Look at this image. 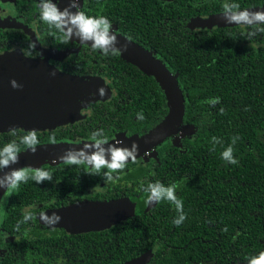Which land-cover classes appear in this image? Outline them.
<instances>
[{
    "label": "trees",
    "instance_id": "16d2710c",
    "mask_svg": "<svg viewBox=\"0 0 264 264\" xmlns=\"http://www.w3.org/2000/svg\"><path fill=\"white\" fill-rule=\"evenodd\" d=\"M198 2L115 0L112 5L109 15L115 18L114 13H118L122 26L142 28L149 24V29L158 30L161 37H156L157 48L184 93V122L192 136L184 137L183 151L172 142L159 146L156 157L160 161H152L157 164L156 176L162 181L157 182L178 185L176 195L183 201L187 218L175 226L172 221L179 213L173 204L161 201L151 213L128 220L127 231L119 235L118 241H112L116 249L112 248L111 258L106 255L91 264L123 263L154 247L155 254L148 264H245V257L256 255L254 251L262 246L264 218L259 212L264 210V34L249 41L243 35L248 30L241 27L194 30L188 25L190 29L186 26L189 19L204 13ZM165 22L167 30L163 28ZM242 38L248 42L247 47ZM144 77L142 81H146ZM157 89L153 96L147 95L154 100L141 109L143 120L124 116L119 122L110 123L131 130L124 141L143 135L163 119L166 96ZM215 97L220 101L213 107L208 101ZM89 125L75 126L72 136L91 133ZM16 132L15 137L9 132L0 133V147L18 141L26 133ZM53 134L56 140L64 136L63 129H57L38 135V139L49 141ZM213 137L221 143L213 144ZM233 137H238L234 145ZM229 145L238 161L235 165L221 159L222 151ZM20 147L22 151L24 146ZM136 163L129 161L127 166ZM29 184H35L34 180L24 186ZM24 186L21 183L18 192L10 194L14 202L4 203L3 208L9 207L2 218H8L12 208L16 211L21 206L15 197L23 193ZM90 237L97 239L94 232ZM5 256L6 250L0 264H4Z\"/></svg>",
    "mask_w": 264,
    "mask_h": 264
},
{
    "label": "flooded vegetation",
    "instance_id": "af4514ba",
    "mask_svg": "<svg viewBox=\"0 0 264 264\" xmlns=\"http://www.w3.org/2000/svg\"><path fill=\"white\" fill-rule=\"evenodd\" d=\"M164 1L168 3L172 0ZM53 2L55 3L56 0H53ZM114 2L115 0H78L80 5L78 10L85 12L89 16L103 15L107 17L112 23V32L143 48L170 70L162 55L163 53L157 48L156 37H161L160 34H157L158 30L149 29V24L142 28L122 26L121 20L117 17L118 13H114L117 15L115 18L109 15L113 12L112 5ZM196 2H198V5L203 6L204 13L192 16L186 26H190L191 21L197 17H208L212 14L223 12L222 5L225 0H196ZM229 2L239 3L242 10L264 6V0H229ZM38 4L39 0H7L5 3L0 0V54L7 52L22 53V51L29 50V44L35 43L36 49L32 50V56L29 58L47 59L49 65L71 75L99 77L104 82L102 87L109 90L111 95L106 99L90 101L87 105L81 107H73L68 112L69 120L54 128L39 129L37 130V135L63 129L64 136L62 139L56 140L57 142L84 144L91 143L90 138L93 131L103 129L110 144H114L116 141L127 142L124 141V138L131 130L129 128L121 129V124L112 126L110 123L113 121L119 122V119H123L124 116H132L136 120L143 106L151 104L154 100L148 99L147 95L153 96L155 94L154 91L158 90L157 87L164 92L162 85L153 74L144 68L145 66L139 60L131 59L123 52L119 56H105L100 50L92 51L90 45H81L77 40H72L68 44L60 43L59 36L61 34L55 29H50L47 24L40 20ZM215 9H219V11H214ZM235 27L245 28V31H249L243 25L193 29L214 30ZM163 28L167 30V22H165ZM148 31H150V34ZM4 33H6L5 38ZM129 37L130 39H128ZM243 41L247 47L246 43L248 42H245L244 39ZM40 53L42 56H40ZM64 53L66 54L63 55ZM58 54L63 56L58 59L55 57ZM111 59L126 62L128 65L119 66L112 64ZM142 76H145L146 81H142ZM165 100L167 112L163 119L169 112L167 97ZM92 118L95 119V122ZM104 118H108L110 121H105ZM163 119L146 133L161 123ZM88 122L92 129L91 133L72 136L75 126L77 127L84 123L88 124ZM16 130L27 132V130L21 128ZM182 130L183 135L180 136ZM188 134L191 135V132H188L183 117V122L176 133L168 136L152 149L137 156L136 158L141 157L142 160L140 162L127 166L122 172L113 173L114 179L112 182H105L101 176L86 174V166L64 165L58 159L55 163L53 160L39 162L37 168H43L52 173L51 182L44 181L37 184L34 181L35 184H29V186H24V183H22L24 186L22 187L23 193L15 197V200L18 198L21 206L19 208L16 207V211L12 208L8 218H2V215L9 207L5 206L3 208L4 203L10 200V194L12 195L15 191L18 192L17 189L19 187L16 190H6L1 199L0 218L2 220L0 221V236L2 237V242H0V258H3L4 250H6L4 264H91L93 261L94 263L98 262L99 258L101 259L102 257L108 256L111 258L113 255L112 248L116 249L112 241H118L119 235L123 231H127L126 224H128V220L151 213L158 204L156 203L146 209L148 204L145 203V200L148 193L144 192L141 187V185L147 187L149 183H155L160 180L156 176L158 166L152 161V159H155L156 162L160 161L156 157L158 147L164 143L172 142V144L177 145L181 149L180 151H183L181 144H183L184 137H191ZM44 143H49V141L40 142V144ZM143 156L146 157L143 158ZM141 166H147L148 168L145 171L139 169ZM26 168L34 169L31 167ZM160 182L162 181L160 180ZM124 198H129L131 202L135 203V217L118 220L114 224L96 231L91 229L72 231L80 228L75 226L55 225L54 227H49L39 219L41 212L47 213L72 204L111 202ZM9 202L14 201L11 199ZM25 210L32 212L36 219L26 224H21L20 230L17 231L15 222L22 220ZM259 213L264 218V210ZM5 221L7 224H4ZM13 223L15 225L10 230L9 227ZM91 232L96 234L97 239L91 240ZM261 243L262 246L254 251L256 255L264 251V239H262ZM6 244H8V248H6ZM16 246H20L19 253H16ZM149 250L153 252L154 256L155 247Z\"/></svg>",
    "mask_w": 264,
    "mask_h": 264
},
{
    "label": "water",
    "instance_id": "95a60500",
    "mask_svg": "<svg viewBox=\"0 0 264 264\" xmlns=\"http://www.w3.org/2000/svg\"><path fill=\"white\" fill-rule=\"evenodd\" d=\"M58 6L62 10L67 6V0H60ZM248 9L251 11L264 10V6ZM76 10L71 9L73 12ZM190 24L192 28L208 29L234 26L225 21L222 12L208 17H197ZM73 40L77 38L74 37ZM117 41V47L127 46L126 50L122 51L125 55L139 60L145 66L144 68L155 76L162 85L168 100L169 112L161 123L143 136L117 145L131 147L132 143L136 142L139 146L137 152L139 156L179 130L185 114V98L177 78L158 59L124 37L117 35ZM63 55L58 54L55 57L59 59ZM53 72H55L54 76ZM13 79L22 87L13 88L10 83ZM102 83V79L96 76H78L62 72L49 65L47 59L27 58L20 52L0 54V129L2 132H7L10 128L39 130L57 127L69 120V115L62 116V113H68L73 107L87 105L90 101L106 99L109 94L100 96L98 92ZM56 113L58 114L55 115ZM60 113L61 115L58 116ZM82 146L83 144L66 142L39 144L35 153L22 150L19 154V162L11 168H32L39 162L53 160L69 149H79ZM7 171L10 169L3 170V172ZM2 174L0 172V175ZM5 192V188H0V202ZM153 205H148L146 209ZM135 210V203L129 198H124L111 202L72 204L65 208L48 211L47 214L51 215L56 212L61 216V220L56 225L80 227L72 230L78 231L103 229L118 220L134 216ZM152 256L153 252L149 250L123 263L116 264H148Z\"/></svg>",
    "mask_w": 264,
    "mask_h": 264
},
{
    "label": "clouds",
    "instance_id": "9594fccd",
    "mask_svg": "<svg viewBox=\"0 0 264 264\" xmlns=\"http://www.w3.org/2000/svg\"><path fill=\"white\" fill-rule=\"evenodd\" d=\"M60 0H39L38 9L40 20L49 26L50 29H55L61 35L59 41L62 44H68L73 38H77L81 45H90L92 51L100 50L105 56H119L122 51L126 50L127 46L117 47V35L111 31L112 23L107 17L89 16L83 11H79L80 5L78 0H67V6L62 10L58 6ZM223 17L228 24L243 25L249 29L243 33L247 40H251L258 34H264V10L251 11L250 9H241L239 3L229 2L225 0L222 5ZM77 9L75 12L71 9ZM130 39V37L128 38ZM89 42H91L89 44ZM28 51H22L25 57L32 56V50L36 49V44L28 45ZM40 56L42 54L40 53ZM55 75V72L52 73ZM13 88H20V85L15 79L10 81ZM99 95H105V88L98 89ZM220 98L215 97L208 101L213 107L219 103ZM223 113L224 109L221 108ZM138 119L143 120V113L138 114ZM9 133L12 136H17L15 128H10ZM91 143H84L79 149H69L58 158H54L55 163L57 159L64 165L86 166L85 173L88 175L101 176L105 182H112L114 179L113 173L122 172L128 165L129 161L137 162V152L139 146L133 142L131 147L117 146L122 144V141H116L110 144L108 137L105 135L103 129H98L91 133ZM238 137L232 138L234 145ZM213 144L221 143V141L213 137ZM55 134L49 137L50 144H56ZM40 144L37 130L29 129L27 132L19 136L18 141L12 140L0 147V188L6 190L17 189L21 183H27L29 180H34L37 184L44 181H52V173L43 168H11L12 165L19 162V154L21 153V145L24 146L25 151L35 153L37 146ZM107 145V147H105ZM234 149L229 145L221 153V159L230 163L237 164L238 161L233 155ZM9 168L10 171L3 172L4 169ZM106 169V171H104ZM118 178V177H116ZM144 192L148 193L145 203L156 204L161 201H167L175 206V210L179 215L173 219L172 223L179 227L187 218L183 210V201L177 198L176 183L165 186L160 182L149 183L147 187L141 185ZM36 216L25 210L22 220L18 221L15 229L20 230L21 224H26L29 221H34ZM39 219L49 227H54L60 220L61 216L56 212L48 215L45 212L39 214ZM227 231V229H224ZM245 264H264V251L251 257H245Z\"/></svg>",
    "mask_w": 264,
    "mask_h": 264
},
{
    "label": "rangeland",
    "instance_id": "374dc122",
    "mask_svg": "<svg viewBox=\"0 0 264 264\" xmlns=\"http://www.w3.org/2000/svg\"><path fill=\"white\" fill-rule=\"evenodd\" d=\"M7 0H2V2L3 3H5ZM102 84H104V82L102 83ZM110 91L109 90H107V89H105V95L104 96H106V94H109L108 95V97L111 95V92L109 93ZM108 97H106V98H108ZM62 113V112H61ZM61 113L58 115V116H60L61 115ZM58 113H56L55 115H57ZM69 115V113H67V112H65V113H62V116H64V115ZM33 122H35V121H33ZM0 132H2V130L0 129ZM183 135V130L181 131V133H180V136H182ZM189 135V134H188ZM189 136H192V134L191 135H189ZM176 143L177 144H179V142L178 141H176ZM38 167V165L36 164L35 166H33L32 168H37ZM4 224H7L6 223V221H5V223ZM15 224H17V222H15ZM14 223H13V225L11 224V226L9 227L10 228V230H12V227H14V225H15ZM8 226V225H7Z\"/></svg>",
    "mask_w": 264,
    "mask_h": 264
}]
</instances>
